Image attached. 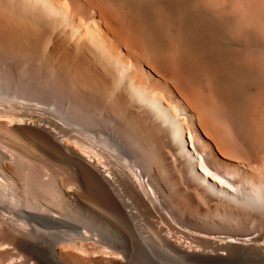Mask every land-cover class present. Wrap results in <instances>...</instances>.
Masks as SVG:
<instances>
[{
    "label": "bare ground",
    "instance_id": "1",
    "mask_svg": "<svg viewBox=\"0 0 264 264\" xmlns=\"http://www.w3.org/2000/svg\"><path fill=\"white\" fill-rule=\"evenodd\" d=\"M5 31L0 58L42 97L0 74V211L15 222L0 264L264 263L259 235L185 229L137 160L148 141L167 146L186 165L179 183L209 191L235 185L213 170L219 154L252 182L264 174V0H0V44Z\"/></svg>",
    "mask_w": 264,
    "mask_h": 264
},
{
    "label": "rangeland",
    "instance_id": "2",
    "mask_svg": "<svg viewBox=\"0 0 264 264\" xmlns=\"http://www.w3.org/2000/svg\"><path fill=\"white\" fill-rule=\"evenodd\" d=\"M9 41V34L5 31L3 33V42L0 44L2 51L8 50V45L11 43ZM10 64L11 62L4 57L0 58V74L3 81L11 86H16L18 92L25 93L34 98H41L42 94L38 84L33 83L32 80H29L19 70L21 62L16 65V70L13 68V65L9 67ZM74 111L77 112L76 110ZM29 114L34 115L35 118L42 121L61 122L56 111L33 108L29 111ZM86 126H90V124H86ZM234 143H236L235 148L239 153L244 155L245 150L243 146L238 141ZM145 144L148 149L153 151L149 152L147 150L137 160H139V163L146 170V179L151 177V181L157 187V190L164 191L167 189V194H171V203L174 204L172 206L173 215L185 229L193 233L214 236L218 240H228L237 236L241 239L248 238L246 241H251L255 238L254 236L259 235L264 242V186L254 185V182L257 180L264 179V174L260 176V173H258L256 176L258 179H255L253 182L249 178H245L236 169L232 150L228 154V157H221L219 154L222 162L215 164L216 166L213 170L221 174L232 173L231 181L235 183L234 186L233 184L231 185L233 190H221L218 186L216 190L212 188L213 190L209 191L202 187H197L193 183L191 185L185 183L182 186L179 183L180 177H178L177 172H179L178 170L182 172L186 165L179 160V155H177V158L170 149H167V146L165 150H158L159 146L153 140ZM199 152L207 158L209 150L201 146L199 147ZM195 158H198L197 155H195ZM108 159L111 160L112 166L119 173L132 177L143 191L141 184L136 180L129 167H127L124 159L115 158L111 154L108 156ZM44 164V162L40 161L37 167L45 174L49 172V167ZM233 164L235 165L233 166ZM63 176L65 175L61 174V178ZM258 183L257 181L256 184ZM13 224L15 222L11 219V215L0 211V241L5 231L11 232L13 230ZM237 264H256V262L246 259L239 261Z\"/></svg>",
    "mask_w": 264,
    "mask_h": 264
}]
</instances>
